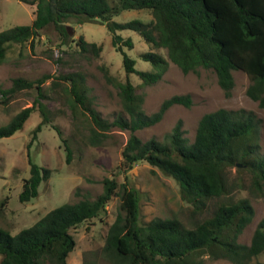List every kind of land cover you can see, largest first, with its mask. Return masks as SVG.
<instances>
[{
	"label": "trees",
	"instance_id": "trees-1",
	"mask_svg": "<svg viewBox=\"0 0 264 264\" xmlns=\"http://www.w3.org/2000/svg\"><path fill=\"white\" fill-rule=\"evenodd\" d=\"M32 8L28 25H15L0 31V63L13 44H24L52 26L62 44L68 39L65 23L98 22L105 24L111 36L110 43L122 56L125 81L118 83L122 116L108 122L91 106L83 78L77 73L62 75L69 82L64 88L72 105H80L92 122L88 143L99 145L107 137L111 126L129 130L121 147L117 168L126 173L132 166L144 161L162 174L172 178L179 192L193 208L202 210L205 201L227 194L226 170L237 166V171H249L253 183L264 180V157L258 156L257 145L251 137L257 120L242 109L218 108L204 113L196 123L193 138L183 134L177 121L167 141L149 138L141 140L134 131L157 123L172 105L190 106L189 95H172L164 99L149 115L141 111L142 97L128 76L135 74L143 85L160 79L168 61L186 74L197 68L214 72L217 85L228 97L233 87L232 71L243 72L249 80L245 95L264 110V0H17ZM148 10L151 19L141 22L133 19L122 23L111 20L123 10ZM135 32L151 48H162L165 57L147 51L139 58L149 62L152 71H138L134 60L123 51L132 48L129 37L118 31ZM75 45L83 52L97 54L100 47L78 37ZM168 60V61H167ZM104 75L109 79L107 70ZM50 76L35 79L15 77L8 88H0V104L6 105L22 90L36 91L30 106L21 108L0 125V138L20 130L33 112L41 120L30 131L27 149L36 139L42 125L48 123L47 110L39 101L45 97L42 84ZM53 130L60 138L59 130ZM70 161V149L61 138ZM28 176L22 179L17 200L25 203L38 195V186L50 177L51 170L31 162L28 153ZM102 189L93 198L83 197L64 202L40 217L32 225L10 235L0 228V264H67L66 258L74 247L70 229L96 218L104 211L112 197H118V211L107 226L101 248L103 258L110 264H203L202 256L225 259L233 264H248L264 251V215L257 221L248 244L237 241L253 216V208L246 198L219 202L210 215L185 227L177 218H153L139 221L138 193L124 183L103 178ZM6 199L0 202L2 211ZM83 264H92L84 262ZM254 264H264L256 261Z\"/></svg>",
	"mask_w": 264,
	"mask_h": 264
},
{
	"label": "rangeland",
	"instance_id": "rangeland-1",
	"mask_svg": "<svg viewBox=\"0 0 264 264\" xmlns=\"http://www.w3.org/2000/svg\"><path fill=\"white\" fill-rule=\"evenodd\" d=\"M148 10H123L112 16L117 23L129 20L147 22L151 19ZM32 20V8L17 0H0V31L15 25H28ZM68 39L60 42L58 33L52 26L39 32V36L24 44H13L4 60L0 63V88L10 87L15 77L35 79L42 75L50 77L42 84L45 97L39 100L47 110L48 123H44L27 149L30 131L41 120L36 111L29 115L20 130L9 137L0 138V202L6 203L0 212V228L10 235L28 227L42 217L48 210L64 203L74 202L83 197L93 198L101 192L103 178H112L117 184L124 183L138 193L139 221L147 222L153 218H177L185 227H191L210 215L219 203L230 199L246 198L253 208V216L237 238L242 244H248L257 221L264 215V180L254 184L249 171H237V166L226 170L227 194L205 201L202 210L182 199L177 183L144 161L135 163L126 173L117 168L120 150L124 145L129 130L111 126L106 131L107 137L99 145L88 143V130L92 122L88 113L80 105L74 107L64 88L68 81L62 75L77 73L82 76L91 106L102 119L108 122L122 116L123 111L118 83L125 81L122 69V56L111 46V36L105 24L98 22L76 23L71 19L65 23ZM123 38L129 37L132 48H122L128 57L134 60L138 71H152L149 62L139 58L147 51L158 52L165 57L162 48L153 49L135 32L118 31ZM78 37L87 43L100 47L97 54L80 51L75 45ZM168 61V60H167ZM107 70L109 79L104 75ZM233 87L226 97L217 85L214 72L197 68L195 72L182 73L168 61L165 72L151 85H143L135 74L128 76L135 92L142 97L141 111L145 115L155 112L159 104L172 95H189L190 106H170L161 119L148 127L134 131L141 140L156 138L167 141L171 128L181 122L184 136L191 141L196 123L201 115L218 108L245 110L251 112L257 120L252 133L257 145L258 156L264 157V110L245 95L249 83L241 71H232ZM36 97V91L22 90L15 94L6 105L0 104V125L21 108L30 106ZM55 126L61 137L59 138ZM61 138L65 139L70 149V161L66 163V151ZM28 156L32 163L51 170L50 177L38 186V195L28 202L20 203L17 195L22 179L28 176ZM119 199L112 197L104 211L98 217L87 220L70 229L74 247L69 252L67 264H110L101 252L107 226L113 221L118 211ZM203 264H233L225 259H210L202 256ZM264 262V251L252 258L248 264Z\"/></svg>",
	"mask_w": 264,
	"mask_h": 264
}]
</instances>
